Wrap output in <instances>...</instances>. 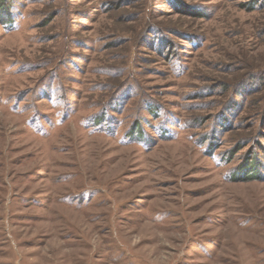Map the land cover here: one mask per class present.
<instances>
[{
  "label": "rangeland",
  "instance_id": "1",
  "mask_svg": "<svg viewBox=\"0 0 264 264\" xmlns=\"http://www.w3.org/2000/svg\"><path fill=\"white\" fill-rule=\"evenodd\" d=\"M1 2L0 264H264V0Z\"/></svg>",
  "mask_w": 264,
  "mask_h": 264
},
{
  "label": "trees",
  "instance_id": "2",
  "mask_svg": "<svg viewBox=\"0 0 264 264\" xmlns=\"http://www.w3.org/2000/svg\"><path fill=\"white\" fill-rule=\"evenodd\" d=\"M255 4L257 2H254ZM0 14H4L8 21H12V13H11V6L8 3H0ZM5 20V19H3ZM167 47H164L161 49L163 52L166 50L169 55L171 54V50L169 45H166ZM225 115V114H224ZM221 116V117H224ZM226 116V115H225ZM220 118V116H219ZM226 120V121H225ZM224 125L227 124V118H223ZM217 144L211 142L210 145H208V150L211 153V151L216 149ZM230 153H226L225 155L228 156ZM262 167L263 164L259 161V159L254 155V153L251 155V158L247 159L244 164L240 165L237 170L234 171V173L231 174V178L234 180H242V181H249L254 179H260L262 176Z\"/></svg>",
  "mask_w": 264,
  "mask_h": 264
}]
</instances>
